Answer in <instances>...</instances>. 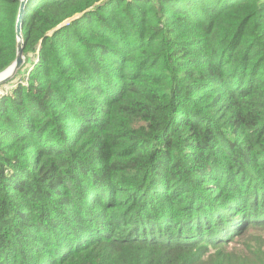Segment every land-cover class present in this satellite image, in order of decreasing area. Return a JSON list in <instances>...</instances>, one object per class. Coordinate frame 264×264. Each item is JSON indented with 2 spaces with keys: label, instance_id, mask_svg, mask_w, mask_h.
<instances>
[{
  "label": "trees",
  "instance_id": "1",
  "mask_svg": "<svg viewBox=\"0 0 264 264\" xmlns=\"http://www.w3.org/2000/svg\"><path fill=\"white\" fill-rule=\"evenodd\" d=\"M23 33L0 264H248L252 231L264 254V0H27Z\"/></svg>",
  "mask_w": 264,
  "mask_h": 264
},
{
  "label": "water",
  "instance_id": "2",
  "mask_svg": "<svg viewBox=\"0 0 264 264\" xmlns=\"http://www.w3.org/2000/svg\"><path fill=\"white\" fill-rule=\"evenodd\" d=\"M26 2L27 0H20L16 20V56L10 64L0 71V87L20 77L30 61V55L25 52L26 40L23 33V16Z\"/></svg>",
  "mask_w": 264,
  "mask_h": 264
},
{
  "label": "rangeland",
  "instance_id": "3",
  "mask_svg": "<svg viewBox=\"0 0 264 264\" xmlns=\"http://www.w3.org/2000/svg\"><path fill=\"white\" fill-rule=\"evenodd\" d=\"M29 65H30V63L27 64V66H29ZM26 72L27 71H25V68H24L23 74L20 77H18L15 81H13L11 83L3 84V86L0 87V95L2 93H4V91L5 92L10 91L12 88H14L16 83L23 81V78L27 77V74L29 73V72H27V74H26ZM259 234L262 237L264 236V232L257 233V235H259ZM256 238H255V232L252 231L248 235L244 236L239 242L234 243L232 245H229L227 247V249H229L231 246L235 245L236 247L240 248L243 251V255L245 256L248 264H264V254L262 256L261 255H255V254H253V252L251 250V247L253 245L257 244L255 241ZM263 251H264V248H263Z\"/></svg>",
  "mask_w": 264,
  "mask_h": 264
}]
</instances>
